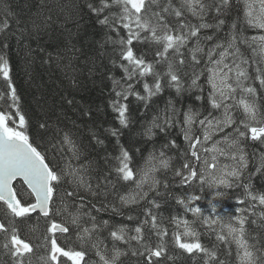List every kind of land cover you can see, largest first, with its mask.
Masks as SVG:
<instances>
[{"label":"trees","instance_id":"trees-1","mask_svg":"<svg viewBox=\"0 0 264 264\" xmlns=\"http://www.w3.org/2000/svg\"><path fill=\"white\" fill-rule=\"evenodd\" d=\"M6 2L10 12L8 17L10 31L7 35L0 34V55H4L9 62V77L18 97L17 107L28 123L30 141L40 145V150L47 156L46 162L58 171L67 172L70 168L86 165L91 185V191L87 188L77 189L72 183V177L65 176L64 182L59 186L54 206L59 211L54 216L50 212V217H53L55 223L67 227L69 229L67 233L48 232L51 226L49 218L36 213L31 214V218H15V226L21 238L38 246L34 248L32 264H39L37 258L45 254L46 235L57 238L58 245L66 249L84 251L85 256L81 264H102L98 252L107 258L113 255L114 241L110 232L125 227L128 235H134V232L128 230L145 220V209H151L152 213L157 214L158 223L162 221L161 226L168 231V235L164 237L167 241L166 251L160 258V264H204L206 257L202 253L189 255L172 243L173 232L178 230L183 233L186 227L197 233L199 241L205 248L216 252L218 260L224 261V264H240L237 246L231 237H227L228 242L218 239V235H227V228H222V225L230 223L234 227H239L237 217L245 219V238L250 245H255L252 250L261 257V264H264V205L259 204L258 200H252L248 195L249 193L255 196L264 195V169L257 172L261 157L264 156V144L250 139L242 142L248 163L241 171L239 179L229 178L234 184L231 188L210 187L207 183L202 185L199 179L190 184L181 183V177L176 176L175 171L181 169L183 153L189 147L181 131L184 127L183 113L190 107L193 111L199 109L201 113L199 119L207 114L210 105L206 99L195 98L199 94L196 90L183 91L178 95L174 88L168 87L162 81L163 91L152 98L148 107L137 101L134 96L128 98L126 103L130 106L129 124L126 128L120 125L118 114L109 103L115 98L112 78L119 80L121 84L125 83L123 79L125 74L121 68V46L114 41L120 37L126 39L128 33L127 30L120 28L118 37L115 31L99 23L105 16L112 19L111 14L119 13L120 8L111 6L97 15L88 5L92 3L99 6L100 0H6ZM163 2L165 0H161V3ZM172 4L179 8L180 0H172ZM152 7L154 11L158 10L156 5ZM3 11L0 5V19L3 18ZM185 16L193 23L201 22L189 13H185ZM220 19L224 20V24L217 28L216 24ZM167 20L174 24L176 17L168 16ZM204 22L213 25L211 28L201 29L200 32L205 51L215 43H226L231 34L237 36V47L243 58L249 61L245 67L253 77L248 83L255 88V95L245 93V98L254 102L259 116H264V86H261L259 80L254 79L256 68L264 69V62H259L258 55L253 56L254 46L249 47L248 43L244 42L264 35V31L253 29L245 23L242 5L237 4L236 0H230V6L222 8L219 16L214 10L208 12ZM233 24L236 25L235 28ZM34 25H38L39 28ZM206 36H212V40H205ZM5 42L7 47H4ZM132 47L137 56H143L146 61L151 62L155 58L158 45L134 40ZM254 59L258 63H253ZM123 63L127 64V61ZM164 67L156 65L159 71H163ZM185 72L188 75H185ZM179 75L182 77L184 88L187 89L191 69L184 68ZM148 79L151 80V77ZM203 80L204 77H201V81ZM135 90L144 94L142 84H135ZM203 95L207 96V90ZM0 97H2L0 112L14 114L16 107L10 106L8 82L2 76ZM237 98L239 99V95ZM170 99L180 110L178 117L180 123L167 128L165 132L154 128V135L151 137L145 135L153 116L163 110ZM215 114L219 115L218 112ZM233 115L238 120L243 118L241 110L234 109ZM14 119L18 121V116H14ZM41 124L48 127L41 128ZM57 129L73 134V139L80 149L79 159L73 157L67 145L60 144L56 135ZM193 129L202 138L198 125H193ZM113 130H117V136L112 135ZM228 132H232V128H226L225 133ZM225 133L214 135L212 139L220 140ZM171 141H175L176 147L171 146ZM211 144L209 141L206 146L211 147ZM197 147L199 148V145ZM121 148L129 152L131 157L129 167L134 172L146 167L150 154L159 157L163 151L165 155L161 159H168V168H159L154 173L159 181L156 190L148 191V184H145L143 190L147 192V197L139 199L137 203H124L121 200L122 196H128L135 190V184L123 181L115 170L118 167L116 158L120 156ZM200 154L209 157L211 155L203 151ZM218 163L222 167L233 162L219 156ZM184 171L186 173V170ZM24 189H26L24 186L20 189L18 198L22 197L25 201L33 200ZM73 190L77 191V195L67 198L68 211H64L59 197L64 196L66 191ZM217 192L223 195L217 196ZM192 196H199L200 199L189 203ZM179 200H183L184 203H178ZM149 201H155V204ZM210 201L218 205L221 218L187 211L186 205L188 208L200 206L207 213ZM156 204L159 207H156ZM77 209L79 220L77 224H73L69 213H75ZM5 213L6 206L0 202V222H7ZM148 219L150 221V217ZM184 221H187V224H184ZM83 228L91 229L90 233L83 234ZM143 228L147 234L150 223L143 225ZM82 236L84 238H81ZM183 239L191 240V237L182 236ZM157 240L155 235L151 236L153 246ZM2 243L3 235L0 234V244ZM115 243L124 253L117 260V264H147L143 256L132 254L138 247L135 241L130 245L120 241ZM155 259L153 257V260ZM0 264H13L12 258L2 247ZM67 264L71 262L67 261Z\"/></svg>","mask_w":264,"mask_h":264},{"label":"snow or ice","instance_id":"snow-or-ice-1","mask_svg":"<svg viewBox=\"0 0 264 264\" xmlns=\"http://www.w3.org/2000/svg\"><path fill=\"white\" fill-rule=\"evenodd\" d=\"M236 3L242 5L245 23L253 29L264 31V0H236ZM0 5L4 10L3 18L0 19V34L7 35L10 31L8 19L10 12L6 0H0ZM153 5H156L157 11L153 10ZM111 6L119 7L120 12L112 13V19L105 16L104 19L99 20V23L115 31L118 37L120 28L127 30L128 33L126 39L120 37L114 41L121 46V68L125 74L123 77L125 83L121 84L119 80L112 78V91L115 98L111 99L109 103L118 114L117 119L120 125L128 127L130 106L126 101L130 96H134L137 101L143 102L144 106L148 107L152 98L163 91L164 84L174 88L178 95L183 91L196 90L199 94L195 98L197 100L206 99L210 109L206 115L199 119L198 117L201 116L199 109L193 111L190 107L184 111V127L181 128V131L189 147L183 153L184 160L181 169H177L175 175L181 177L183 184H190L199 179L202 185L207 183L210 187H233V181L229 178L239 179L241 171L247 167L248 163L242 142L250 139L264 144V116H259L254 102L245 98V93L255 95V88L248 83L253 77L245 67L249 61L243 58L239 47H237V36L231 34V38L226 43H215L209 46L207 51L201 43V29L213 27L212 24L204 22V17L213 10L219 16L222 8L230 6V0H210V2L180 0L179 8L173 6L172 0H165L163 3L161 0H111V2L100 0L99 6L92 3L88 5L89 9L97 15ZM185 13L198 18L201 22L193 23L187 19ZM172 15L176 17L174 24L167 20V17ZM223 24L224 20L220 19L216 27L219 28ZM34 27L39 28L38 25H34ZM235 27L236 25L233 24V28ZM141 33L146 34L141 35ZM204 39L212 40V36H206ZM134 40L158 45L153 61H146L143 56H137L134 53L132 47ZM244 42L248 43L249 47L254 46L253 56L258 55L259 62H264V35L253 37L251 41ZM7 46L5 42L4 47ZM123 61H127V64H124ZM252 62L258 63L255 59ZM158 64L165 66L163 71L157 70L156 65ZM184 68L191 69L190 84L187 89L184 88L182 77L179 75ZM9 72L8 60L4 55H0V76L8 82L10 106L16 107L14 114L0 112V202L6 206L5 216L7 218V222H0V234L3 235V243L0 244V247L6 250L12 258L13 264H32V257L35 255L34 248L38 246L21 238L15 226V218H31V214L38 212L43 217L49 218L51 226L48 228V232L67 233L69 231L67 227L55 223L53 217H50V212L54 216L59 211L54 207L59 186L64 182L65 176L72 177V183L76 185L77 189L87 188L91 191V185L86 165L70 168L67 172L58 171L46 162L47 156L40 150V145L30 141L28 123L17 107L18 97L12 87ZM185 75L188 73L185 72ZM149 77L151 80L148 79ZM165 77H167L166 80ZM201 77H204L203 81H201ZM254 79L259 80L261 86H264V69L257 67ZM138 83L142 84L144 94L135 90V84ZM205 90H207L206 97L203 95ZM69 102L71 103V101ZM234 109L242 111V119L238 120L233 115ZM217 112L219 115L215 114ZM179 115L180 110L170 99L165 108L153 116L145 135L149 137L154 135V128L165 132L167 128L176 126L180 123ZM14 116H18V121L14 119ZM193 125H198L202 138L201 135L196 134ZM40 127L46 129L48 125L41 124ZM226 128H232V132L225 133ZM219 133L225 134L220 140H213L212 137ZM56 135L60 144L67 145V149L71 151L73 157L79 159L80 149L73 139V134L57 129ZM112 135L117 136V130H113ZM209 141L212 142L211 147L206 146ZM98 142L102 143L99 140ZM170 143L172 147H176L175 141ZM201 151L211 154L210 157L202 156ZM164 155L163 151L160 152L159 157L150 154L146 167L134 172L129 167L131 161L129 152L121 148L120 156L116 158L118 167L115 170L123 181H131L135 184L133 193L121 197L124 203H137L139 199L146 198L147 192L143 190L145 184H148V191L156 190L159 181L155 178L154 173L159 168L166 169L169 166L168 159H161ZM219 156H224L233 163L221 167L218 163ZM262 169H264V156L261 157V164L257 168V172ZM24 185L27 186L24 191L30 197H34V201L18 198L19 191ZM76 195L77 191L73 190L66 191L64 196L59 197L64 211H68L67 198ZM216 195L222 196L223 193L217 192ZM248 195L252 200H258L259 204L264 205V195L255 196L251 193ZM199 199V196H192L189 203ZM239 202L243 203V201ZM149 203L155 204V201H149ZM178 203L183 204L184 201L179 200ZM209 203L210 208L207 213L200 206L188 208L186 205V208L189 212L221 218L218 205L211 201ZM156 207L159 205L156 204ZM69 214L72 216V223L77 224L79 210ZM237 220L239 227H234L230 223L222 225V228H227V235H218V239L228 242L227 237H231L232 242L237 246V257L240 264H261V257H258L252 250L255 245H250L245 238V219L237 217ZM104 223L107 224V221ZM149 223L150 229L146 234L143 225ZM184 224H187V221H184ZM161 225L162 221L158 223L157 214L152 213L151 209H145V220L128 230L134 232V235H128L125 227L110 232L114 241L113 255L111 258H107L98 252L100 261L102 264H117V260L124 253L116 246L115 241L129 245L135 241L138 247L132 253L133 255L143 256L147 264H160V258L165 254L167 245L164 237L168 235L167 229ZM94 228L95 225H93ZM177 228H179V224H177ZM90 231L89 228L82 229L85 235ZM152 235L158 238L154 246L151 244ZM182 236L191 237V240H182ZM172 243L176 248L189 255L202 253L206 257L204 264H224V261L217 259L216 252L205 248L199 241L197 233L187 227L183 233L178 230L173 232ZM44 247L45 254L37 258L39 264H67V261H70L71 264H81L84 260V251L59 246L57 238L46 235ZM153 257L156 259L153 260ZM61 258H66V260Z\"/></svg>","mask_w":264,"mask_h":264},{"label":"water","instance_id":"water-1","mask_svg":"<svg viewBox=\"0 0 264 264\" xmlns=\"http://www.w3.org/2000/svg\"><path fill=\"white\" fill-rule=\"evenodd\" d=\"M26 186V185H25ZM27 187V186H26ZM42 216V215H41ZM57 232H59V231H57Z\"/></svg>","mask_w":264,"mask_h":264}]
</instances>
